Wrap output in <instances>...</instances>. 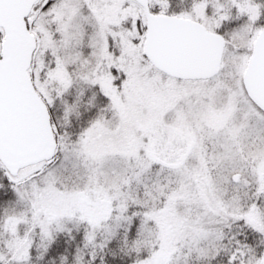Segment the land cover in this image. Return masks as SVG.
<instances>
[{"label": "snow or ice", "instance_id": "snow-or-ice-1", "mask_svg": "<svg viewBox=\"0 0 264 264\" xmlns=\"http://www.w3.org/2000/svg\"><path fill=\"white\" fill-rule=\"evenodd\" d=\"M0 264H264V0H0Z\"/></svg>", "mask_w": 264, "mask_h": 264}]
</instances>
